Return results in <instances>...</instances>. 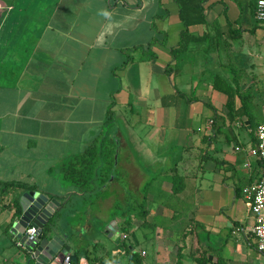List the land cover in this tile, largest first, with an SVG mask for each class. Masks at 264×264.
<instances>
[{"label": "crops", "instance_id": "obj_1", "mask_svg": "<svg viewBox=\"0 0 264 264\" xmlns=\"http://www.w3.org/2000/svg\"><path fill=\"white\" fill-rule=\"evenodd\" d=\"M254 3L248 10L236 0H0V264H35L10 231L24 191L60 203L49 232L71 255L94 226L90 216L128 202L130 179L143 196L145 169L154 165L163 166L161 180L150 183L145 219L130 228L149 225L156 234L150 260L136 249L144 251L143 264H173L178 248L184 264H196L197 234L202 249L211 245L214 264H264L245 195L260 177L250 149L261 121L251 123L242 96L248 87L231 67L264 47ZM110 106L121 123L114 175L101 192H81L62 164L98 135ZM150 207L160 209L151 212L162 221L150 225ZM81 211L84 225L71 224ZM112 220L103 221L106 234ZM163 229L174 247L165 259L156 238ZM211 234L224 236L221 246L210 243ZM118 240L87 243L103 244L95 251L99 264H127L123 253L111 258L122 251Z\"/></svg>", "mask_w": 264, "mask_h": 264}, {"label": "trees", "instance_id": "obj_2", "mask_svg": "<svg viewBox=\"0 0 264 264\" xmlns=\"http://www.w3.org/2000/svg\"><path fill=\"white\" fill-rule=\"evenodd\" d=\"M182 5H180L181 20L185 26H188V22L185 19V13ZM172 53L175 55V53H179V50H173ZM126 62L127 60L123 65H125ZM115 122L116 119L114 110L112 109V106H110L106 111V116L98 135L90 143H88L80 153L70 155L62 164L64 169V176L72 183H74L75 187L77 189H80L81 192H93L96 190V188H98V192H101L104 184L110 179L112 175H114L112 171L115 169L116 149L120 145V129L118 126H115ZM150 179H153V177ZM18 186H20L21 188H30L25 185ZM148 186L149 183H145L144 191L141 192L143 195L142 197L144 198V203L130 201L128 203L127 209L123 210L120 213V216H123L124 219L119 225V230L123 232L126 237H121L118 240L117 246L121 248L122 251H119L113 256L110 255L111 258L115 261H119L120 255L121 253H123L128 257L127 264H143L142 256L140 252L135 248L136 242L131 240L128 235L133 224V215L145 219L148 213L145 200V198L147 197ZM172 190L173 192H177V183H173V186H171V191ZM128 193V197L136 195V192L131 188H129ZM90 199L91 200H89L88 205L94 202V197ZM115 207L121 208L120 203H115ZM78 213L80 212H76L75 214ZM144 222L145 220H143V223ZM196 225L197 223L190 220L191 227H196ZM65 235L66 234H64V236ZM197 243L198 246L191 253L192 258L196 262V264H214L208 258V253L212 249L211 245L206 244V248L202 249L201 247L202 245H204V241L201 240L198 234ZM101 246H103V244L100 243V241H91L89 243H87L86 241L82 244H80V242L78 241V243H76V250L74 251V254L77 256V258L82 255L88 260L89 264H94L96 262H100L103 259L101 255L97 254L99 253L98 251ZM88 247L92 248L91 252L87 251ZM181 258V248H178L176 260L173 264H184ZM76 263L77 262H74V264Z\"/></svg>", "mask_w": 264, "mask_h": 264}, {"label": "rangeland", "instance_id": "obj_3", "mask_svg": "<svg viewBox=\"0 0 264 264\" xmlns=\"http://www.w3.org/2000/svg\"><path fill=\"white\" fill-rule=\"evenodd\" d=\"M239 1L241 3H243L244 5H246V9L249 10V7L251 5V3L255 2L256 0H236ZM257 21V20H256ZM260 25L264 26V22L261 21H257ZM258 45V44H257ZM257 52H255V50L253 51V53L251 54H245V55H241L240 59L238 60V62L234 64H232V68L234 69L235 67V71H236V75L238 78L242 79L243 82L246 83V87H248V90L243 92V97H244V103H245V108L246 110H248L252 116V121L251 123L254 124L257 121H262L264 119V47H262L261 45L257 47ZM229 68V67H227ZM115 126H120L121 127V123L119 121L115 122ZM141 127V126H139ZM137 133L141 134L143 133V130H139ZM125 134V132H124ZM128 145L130 146V144L128 143ZM131 147V146H130ZM130 156H134V160L137 163H141V157L137 156L134 152L130 155ZM131 162V159H130ZM152 166V165H151ZM163 167L161 165H159V167H157V165H154L152 167H150L148 170L145 169V174L147 176L145 182L149 183L148 189L152 186H150V183H155V182H159L161 179L159 178V172H160V168ZM132 169H130L131 171ZM153 179H150L152 178ZM136 179H130V188L133 190H137L138 189V185L136 184ZM141 192L144 191V186L140 187ZM158 198V197H156ZM128 202H124L122 203L121 208H116L115 204L113 209H105L102 211V215L99 218H96L94 216H90L89 221L90 223L94 224V226L91 228L90 233H83L80 235V237L82 238L83 242H86L87 239H91L93 237H98L99 239H101V241L106 242L108 245L111 244L112 242H114L116 239H120L117 238V233H114L112 236H109V234L105 233V225H104V219L108 216H110L111 218H114L117 221L120 217V213L126 209L128 207V203L130 201H135L137 203H144L143 201V197L136 194L135 196H130L128 197ZM153 199H155V197H153ZM146 200V198H145ZM157 200V199H156ZM167 200V199H166ZM172 200V199H171ZM149 204V203H148ZM91 205V204H90ZM94 205V204H93ZM147 207H149V205H147ZM153 207L154 204H153ZM157 208H153L150 207L149 211L150 214L147 216V221L151 224H153L154 222L157 223L158 221H162L161 216H156L155 220L152 216V212L151 210H156ZM158 213L160 211L156 210ZM92 213V212H91ZM90 213V214H91ZM86 212L81 211L80 213L71 216L70 217V223L74 224L76 226L79 225H84L85 223V216ZM93 215V214H92ZM166 220V219H164ZM111 221V222H112ZM110 222V223H111ZM133 225H135L136 227H138L137 225H141L142 223V218L140 219L139 217H136L135 215H133ZM104 225V226H103ZM118 226V231L119 230V225L116 224ZM107 227L109 225H106ZM132 228V226H131ZM151 227L149 225H147L146 227H139V228H133L130 229V235L132 240H134V238H137L139 240V243H135V248L137 250H139V248H144L147 250L148 255L146 257H143L144 261L150 260L151 259V255L153 252V242L150 241V237L152 238V236L155 237V235H153L150 231H151ZM149 232V233H148ZM144 233H146V236H144ZM176 238L177 236L174 235ZM173 236V237H174ZM180 237V235H179ZM157 238V242L159 244V248L162 254V259H165L168 256V253L172 255V249L173 247V240L171 237V233H169V231L166 230H161L160 234H157L156 236ZM224 240V236L223 235H214L211 234L210 237V243L211 244H216L218 246H221L220 244L223 242ZM175 246V244H174ZM123 264H125V260H123Z\"/></svg>", "mask_w": 264, "mask_h": 264}, {"label": "water", "instance_id": "obj_4", "mask_svg": "<svg viewBox=\"0 0 264 264\" xmlns=\"http://www.w3.org/2000/svg\"><path fill=\"white\" fill-rule=\"evenodd\" d=\"M59 204L55 198H49L34 190L24 191L19 198L20 213L12 222L10 231L21 238L26 252L35 264H60L63 256L72 250L62 238L50 235L49 232L48 223ZM28 226L36 228L32 240H26ZM117 227L114 221L109 224V236ZM70 258L73 262L77 261L75 254H71ZM208 258L216 260V257L211 255H208Z\"/></svg>", "mask_w": 264, "mask_h": 264}, {"label": "built area", "instance_id": "obj_5", "mask_svg": "<svg viewBox=\"0 0 264 264\" xmlns=\"http://www.w3.org/2000/svg\"><path fill=\"white\" fill-rule=\"evenodd\" d=\"M254 13L258 21L264 22V0L255 1ZM254 132L256 143L250 149V152L258 158L261 164L260 177L258 181L245 189V195L248 201L249 211L254 218L253 233L256 237V248L259 252L264 253V120L256 125ZM26 233V240H32L36 233V228L28 226ZM122 236L126 237L125 234ZM17 244L23 245L24 243L18 242ZM141 254H144V251H141ZM76 262V264H89L84 256L77 258ZM60 264H74L69 253L63 256ZM94 264L99 263L96 262Z\"/></svg>", "mask_w": 264, "mask_h": 264}]
</instances>
